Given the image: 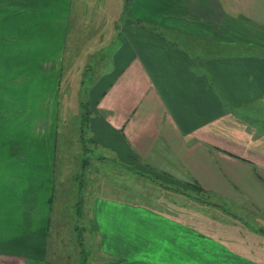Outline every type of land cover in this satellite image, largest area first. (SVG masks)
<instances>
[{
  "label": "crops",
  "instance_id": "obj_1",
  "mask_svg": "<svg viewBox=\"0 0 264 264\" xmlns=\"http://www.w3.org/2000/svg\"><path fill=\"white\" fill-rule=\"evenodd\" d=\"M133 1L0 0V44L9 27L13 57L30 59L17 63L16 76L43 91L25 121L34 139L52 138L28 149L33 159L46 157L32 168L28 189L0 195V264H37L48 254L61 131L46 117L54 113L48 93L88 58L98 70L88 93L92 140L104 157L119 159L113 171L123 180L108 186L121 195L112 199L123 205V226L106 228L103 257L115 264H264V0L146 1L159 33L174 37L142 29L157 36L149 48L126 38L127 30L143 37L132 34L130 18L142 22L127 16ZM140 1L135 9L142 10ZM88 42L96 47L81 57ZM128 48L133 54L125 56ZM211 72L223 94L210 85ZM19 215L22 223L7 231Z\"/></svg>",
  "mask_w": 264,
  "mask_h": 264
},
{
  "label": "rangeland",
  "instance_id": "obj_2",
  "mask_svg": "<svg viewBox=\"0 0 264 264\" xmlns=\"http://www.w3.org/2000/svg\"><path fill=\"white\" fill-rule=\"evenodd\" d=\"M112 1L121 5L126 4L125 0H111L109 4ZM146 1L152 0H141L142 10H138L135 9L136 3L134 0L127 11L128 17L140 18L138 20L142 21L138 25L137 19L130 18L135 23L132 27V34H143V37L141 39L138 35L137 37H131V33L127 30L126 38L129 40L132 38L131 44L134 41L138 44L142 42L144 47L149 48L150 38H157L158 35V38L174 37L168 33H164V35L159 33L163 30L158 27L157 23L150 20V18H154L155 14L144 6ZM249 1L245 0V2ZM153 10L159 11L158 9ZM120 13L121 11H117L118 16ZM114 14L116 15V11H114ZM165 23L170 25L167 24L170 21L166 20ZM166 25L162 24V27ZM142 29L149 33L154 31L159 34H156L157 36L145 34ZM82 35H86V33ZM2 38L3 42L0 44V195L6 196L9 190L28 189L32 168L39 167L37 164L40 162L45 163L43 159L46 158L33 159L31 157L32 152L28 149L42 146L43 142L50 145L52 138L48 134L43 135V137L37 134L36 139L32 137V125L25 119L29 115L31 107L36 109L37 103L42 99L40 95L43 91L38 89L39 86L36 89L29 86L28 81H19L20 77L16 76L17 63L25 65L30 59L22 60L13 57V34L9 27ZM152 43L154 42L152 41ZM166 44L169 45L168 42ZM95 47V43L88 42L81 57L92 54ZM131 53L133 54V50L129 48L125 50V56ZM142 53L143 51L139 50V54L145 60ZM35 60L37 59L33 60L32 65H34ZM198 60L202 63L206 62L204 58ZM86 64L87 67H85ZM201 73L208 79L209 74L206 75L204 70H201ZM212 76L218 82L219 88L216 86L214 78H212L210 85L214 86L215 90L220 91L221 86L218 77L213 73ZM97 77L96 63L88 58L83 65L76 64L74 68L67 70L63 80L61 78L58 83L56 82L54 88L49 90L48 93V96L50 94L52 96L54 113L52 116L46 117L49 120L52 119L53 128L57 127L61 131L58 137L55 138L59 146L53 154L56 158L52 171L54 172L55 191L50 199V220L48 219L45 230V239L48 235V254L46 258L39 260L37 264H115L107 256L103 257L102 244L107 227L113 225L116 229L123 226V223L118 220L120 214L117 210L118 204L123 205L112 199L119 198L121 195H113L108 188L109 184L122 183L123 180L120 181L119 171H113L114 167L119 170L120 166L114 164L120 163L119 159L114 162L111 156L104 157L101 152L104 148H99L92 140L90 117H93L94 114L91 113L92 107L89 103L88 93L90 94V89L94 87ZM24 78L27 79V76ZM78 80L77 84L76 81ZM35 95L37 99L34 102ZM85 97H87V100H85ZM81 104L84 106L80 107ZM230 107L228 109L232 110L233 107ZM81 132L85 134V137L79 139ZM83 145L86 148V153L82 152ZM19 149H22V151H19ZM117 155L123 162L122 155ZM113 156L116 155L113 154ZM86 162H88V165L84 166ZM127 168L129 169V167ZM136 171L133 170V179L137 178ZM143 172V174L149 176L150 180L158 181L151 177L149 173ZM156 175L162 177L159 174ZM110 177H113V179L110 180ZM133 183L139 184L140 179L133 180ZM141 188L144 191L146 189L145 187L134 189L143 191ZM217 199L219 198L217 197ZM17 212L15 211L16 214ZM144 221H140L138 225L144 224ZM21 223L22 217L19 215L14 218L10 228H4L8 231L18 227ZM2 227L0 225V228Z\"/></svg>",
  "mask_w": 264,
  "mask_h": 264
}]
</instances>
